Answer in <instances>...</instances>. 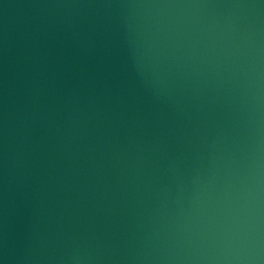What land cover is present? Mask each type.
Wrapping results in <instances>:
<instances>
[{
  "label": "water",
  "instance_id": "obj_1",
  "mask_svg": "<svg viewBox=\"0 0 264 264\" xmlns=\"http://www.w3.org/2000/svg\"><path fill=\"white\" fill-rule=\"evenodd\" d=\"M0 264H264V0H0Z\"/></svg>",
  "mask_w": 264,
  "mask_h": 264
}]
</instances>
